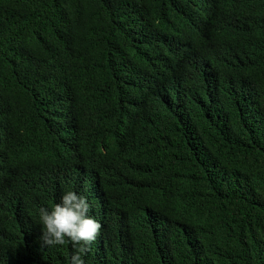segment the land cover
Returning <instances> with one entry per match:
<instances>
[{"label": "trees", "instance_id": "obj_1", "mask_svg": "<svg viewBox=\"0 0 264 264\" xmlns=\"http://www.w3.org/2000/svg\"><path fill=\"white\" fill-rule=\"evenodd\" d=\"M264 264V0H0V264Z\"/></svg>", "mask_w": 264, "mask_h": 264}, {"label": "clouds", "instance_id": "obj_2", "mask_svg": "<svg viewBox=\"0 0 264 264\" xmlns=\"http://www.w3.org/2000/svg\"><path fill=\"white\" fill-rule=\"evenodd\" d=\"M92 210L88 196L74 188L65 190L58 201L39 206L36 217L42 245L70 244L73 251L66 264H85L89 246L97 240L102 228Z\"/></svg>", "mask_w": 264, "mask_h": 264}]
</instances>
